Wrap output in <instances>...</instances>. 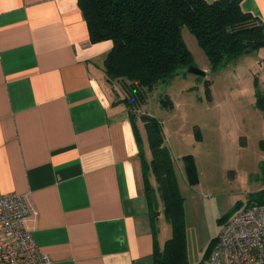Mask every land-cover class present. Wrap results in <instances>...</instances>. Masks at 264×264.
I'll return each mask as SVG.
<instances>
[{"label": "crops", "instance_id": "crops-1", "mask_svg": "<svg viewBox=\"0 0 264 264\" xmlns=\"http://www.w3.org/2000/svg\"><path fill=\"white\" fill-rule=\"evenodd\" d=\"M239 3L264 25V0ZM112 46L90 41L78 0H0V196L29 194L38 216L32 237L49 264H153L130 111L121 83L108 81L104 72ZM234 62L262 83L264 93V47ZM203 71L207 79L208 68ZM213 116L212 129L227 136L224 111ZM137 127L150 160L140 120ZM162 130L176 178L180 167L186 178ZM150 181L156 187L152 176ZM156 226L162 248L171 227L163 214ZM185 231L187 264H201L209 253L190 251L186 217Z\"/></svg>", "mask_w": 264, "mask_h": 264}, {"label": "trees", "instance_id": "trees-1", "mask_svg": "<svg viewBox=\"0 0 264 264\" xmlns=\"http://www.w3.org/2000/svg\"><path fill=\"white\" fill-rule=\"evenodd\" d=\"M78 6L87 23L90 41L113 43L104 61V72L108 81L121 83L125 93L122 102L130 111L152 223L153 264H187L184 198L172 157L164 145L159 121L141 113L137 105H143L158 84L181 72L187 73L194 66L182 37L184 28L194 36L214 72L263 48L264 25L244 13L239 0H78ZM204 85L210 100L211 81L205 79ZM160 104L172 107L168 99L166 102L161 99ZM255 106L264 114V93L257 88ZM138 120L144 125L150 160L145 157ZM183 165L188 183L195 185L198 175L192 155L183 156ZM151 176L156 187L150 181ZM160 214L171 227V237L162 248L156 240ZM210 251L207 249L206 253Z\"/></svg>", "mask_w": 264, "mask_h": 264}, {"label": "rangeland", "instance_id": "rangeland-1", "mask_svg": "<svg viewBox=\"0 0 264 264\" xmlns=\"http://www.w3.org/2000/svg\"><path fill=\"white\" fill-rule=\"evenodd\" d=\"M182 37L194 67L209 70L206 80L211 81L212 101L207 98L205 77L181 72L179 75L184 76L158 84L137 108L153 115L168 131L166 136L177 164H183L184 155L194 159L198 182L190 185L181 175V167L177 182L184 198L188 245L198 255L202 250H212V241L235 213L264 204V114L253 103L256 88L261 91L262 83L255 76L252 79L244 75L235 62L211 71L188 29L182 30ZM188 79H194V84ZM161 99L170 100L172 107L161 106ZM218 109L225 113L223 129H227V136L212 129L213 113ZM161 220L164 233L166 224Z\"/></svg>", "mask_w": 264, "mask_h": 264}, {"label": "built area", "instance_id": "built-area-1", "mask_svg": "<svg viewBox=\"0 0 264 264\" xmlns=\"http://www.w3.org/2000/svg\"><path fill=\"white\" fill-rule=\"evenodd\" d=\"M37 219L28 193L0 196V264L51 262L32 237ZM201 264H264V204L235 213Z\"/></svg>", "mask_w": 264, "mask_h": 264}, {"label": "water", "instance_id": "water-1", "mask_svg": "<svg viewBox=\"0 0 264 264\" xmlns=\"http://www.w3.org/2000/svg\"><path fill=\"white\" fill-rule=\"evenodd\" d=\"M187 73H190V74H194V75H197L201 78H204L206 77V73L203 71V70H200L194 66H191L187 69Z\"/></svg>", "mask_w": 264, "mask_h": 264}]
</instances>
